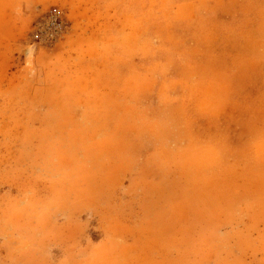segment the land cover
<instances>
[{
	"label": "rangeland",
	"instance_id": "obj_1",
	"mask_svg": "<svg viewBox=\"0 0 264 264\" xmlns=\"http://www.w3.org/2000/svg\"><path fill=\"white\" fill-rule=\"evenodd\" d=\"M260 141L264 0H0V264H264Z\"/></svg>",
	"mask_w": 264,
	"mask_h": 264
},
{
	"label": "crops",
	"instance_id": "obj_2",
	"mask_svg": "<svg viewBox=\"0 0 264 264\" xmlns=\"http://www.w3.org/2000/svg\"><path fill=\"white\" fill-rule=\"evenodd\" d=\"M197 134H199V133H197ZM193 136H195L194 134H193ZM200 137H201V134L199 135ZM206 140H207V138H205ZM260 142H264V141H260ZM260 142H258V145L260 144ZM184 144L185 145H183L182 147H180V148H184V147H187V145H186V143L184 142ZM188 145L190 144V143H187ZM209 143H207L205 146H202V147H205V149H207V147H209ZM190 147H195V148H199L198 146L199 145H189ZM214 170H217V168H215ZM208 174V173H207ZM178 175H180V177H181V174H178ZM179 177V176H178ZM182 182V183H181ZM177 183H178V189H180V188H185V186H184V184H185V179H183V178H181L180 179V181H177ZM210 184V183H209Z\"/></svg>",
	"mask_w": 264,
	"mask_h": 264
}]
</instances>
